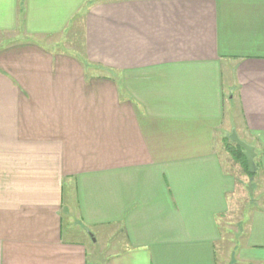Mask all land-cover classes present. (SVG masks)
Wrapping results in <instances>:
<instances>
[{
  "label": "crops",
  "instance_id": "obj_1",
  "mask_svg": "<svg viewBox=\"0 0 264 264\" xmlns=\"http://www.w3.org/2000/svg\"><path fill=\"white\" fill-rule=\"evenodd\" d=\"M5 32L0 264H218L229 232L264 264V0H0Z\"/></svg>",
  "mask_w": 264,
  "mask_h": 264
},
{
  "label": "rangeland",
  "instance_id": "obj_2",
  "mask_svg": "<svg viewBox=\"0 0 264 264\" xmlns=\"http://www.w3.org/2000/svg\"><path fill=\"white\" fill-rule=\"evenodd\" d=\"M2 35H4V36H2ZM1 36H0V44H4L8 40H11V39L13 40V39L18 37L15 32H5V33H2ZM56 39H57L56 37H53L49 41L51 43H54V42H57ZM58 42H59L60 49H62V48L65 49L67 47H70V48L78 49V51L82 50V46H83V23H82V20L81 21L80 20L75 21V24L70 27L68 32L66 34H64V36H62V38H60V40H58ZM105 71H108V70H105ZM244 169H242V171L244 173L242 176H241V174H238L239 178L241 179V184L237 185V189L242 188V190H243L242 191V199L248 200L250 198H253L256 195V193L258 191H260V189H258V185L262 186L263 182L261 181V179L259 177H254L253 175H249L247 173V171H245ZM242 180L244 182H242ZM228 218H230V216ZM228 218L222 219L224 222V224H223V226H224L223 231L224 232L228 231L227 225L230 222L228 220ZM234 219H235V216L232 218V220L229 224L234 223L235 222ZM65 220H66L65 221V227H69L71 225L69 218L65 217ZM227 234L229 235L228 237H226L227 241H223L222 243H220L219 248H218L219 249L218 250V264H227V262L229 261L228 258L225 260V257L228 256L229 255L228 253H230V251H231L232 244H231V242L230 243L228 242V239H230V237H232V236H230L232 233L229 232ZM91 246L92 247H89V251H90V256L92 257L91 262H93V256H100V253L102 252V250L104 248V242H102L101 240H98L96 243L92 244Z\"/></svg>",
  "mask_w": 264,
  "mask_h": 264
},
{
  "label": "water",
  "instance_id": "obj_3",
  "mask_svg": "<svg viewBox=\"0 0 264 264\" xmlns=\"http://www.w3.org/2000/svg\"><path fill=\"white\" fill-rule=\"evenodd\" d=\"M229 137L233 142H236L243 147V153H244L245 157L247 158L249 171L251 173H255L257 170V164H256V160H255V157H256L255 147L253 145H251L250 143L241 139L238 136L235 129L232 130Z\"/></svg>",
  "mask_w": 264,
  "mask_h": 264
},
{
  "label": "trees",
  "instance_id": "obj_4",
  "mask_svg": "<svg viewBox=\"0 0 264 264\" xmlns=\"http://www.w3.org/2000/svg\"><path fill=\"white\" fill-rule=\"evenodd\" d=\"M229 146L231 151L233 152V154L235 155L236 159H242L243 163L245 164V170L247 171V173L249 175H255V173H251L249 171V166H248V162H247V158L245 157L244 153H243V147L241 145H239L236 142H233L230 137H229Z\"/></svg>",
  "mask_w": 264,
  "mask_h": 264
}]
</instances>
